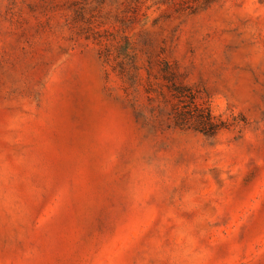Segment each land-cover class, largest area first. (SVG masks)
Segmentation results:
<instances>
[{
    "label": "rangeland",
    "instance_id": "1",
    "mask_svg": "<svg viewBox=\"0 0 264 264\" xmlns=\"http://www.w3.org/2000/svg\"><path fill=\"white\" fill-rule=\"evenodd\" d=\"M0 264H264V0H0Z\"/></svg>",
    "mask_w": 264,
    "mask_h": 264
},
{
    "label": "trees",
    "instance_id": "2",
    "mask_svg": "<svg viewBox=\"0 0 264 264\" xmlns=\"http://www.w3.org/2000/svg\"><path fill=\"white\" fill-rule=\"evenodd\" d=\"M212 116H211V114H209L206 118H204L203 120H202V124H203V126L204 127H206V126H212V125H214V122H213V120H212Z\"/></svg>",
    "mask_w": 264,
    "mask_h": 264
}]
</instances>
